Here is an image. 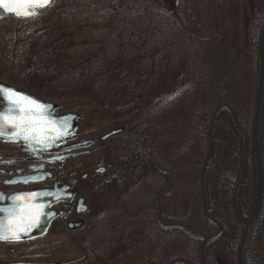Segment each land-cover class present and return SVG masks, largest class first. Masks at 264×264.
Returning a JSON list of instances; mask_svg holds the SVG:
<instances>
[{"label": "trees", "instance_id": "trees-1", "mask_svg": "<svg viewBox=\"0 0 264 264\" xmlns=\"http://www.w3.org/2000/svg\"><path fill=\"white\" fill-rule=\"evenodd\" d=\"M173 1L171 10L178 6L177 8L181 11L179 17L188 8L189 2L197 3L195 0ZM198 3L201 4L200 10L203 9L202 2ZM195 8L199 9L197 5ZM187 18L190 17L185 14L180 21L172 18L171 23H167V27L175 36L177 35L183 46L186 45L185 55H183L185 60L192 57L191 68L195 73L194 80L188 83L179 95L169 99L163 105L160 104L153 111H141L140 109L144 107L137 104L138 100L135 101L137 98L132 96V89L120 87L119 81L114 83L115 78L110 79L109 77L105 80L106 78L101 74L89 76L82 72V74L73 75V80L67 81V83L78 84L79 88L76 90L80 96H91L95 93V96L91 97L94 98V107L99 111L105 108L107 102L105 94L107 93L111 102L110 109H116L122 124L130 125L129 130L121 127L123 131L120 135L124 138L121 140L122 154L117 159V165L122 168L125 177L129 179V185H134L133 190L140 192L138 199L143 201L144 206L132 210L130 205H126V201L123 204L128 198L122 195L123 183L117 177L108 180L100 179L96 188L105 194H111L115 201L122 204L120 207L116 204L115 218L128 225H133L131 229L128 226L125 229L121 226L116 227L115 231L113 228L115 224L110 225L111 234L107 235L108 240L110 242L121 241L123 236L120 234H125L128 237V244L119 255H114L112 245L107 242V251L104 252V256L100 253L103 249L89 245V248L84 250V256L81 259L66 264H87L91 259L94 260V264L103 259L104 264H171L175 260H182L187 264H200L199 248L202 238L216 233L218 229L214 223L205 218L203 213L200 174L208 153V130L211 116L221 103L233 111L239 128L247 137L245 172L237 191L236 204L239 218L243 222L247 221L252 213L256 193V174L251 137L258 77V43L264 26V13L250 18L245 17L247 21H233V24L228 26L219 27L217 25L220 30H217L216 25L211 23L210 18L207 24L198 18L199 24L195 30V24L191 27V23L183 22ZM42 34L41 32L39 35L37 33L33 35L37 44L35 45L32 41L31 48L34 50L39 48V51L29 52V57H33L32 60L40 59L39 56L42 58L51 55L50 60L56 64L54 68L69 60L67 56L72 48L66 31L49 30L48 37L44 36L39 42L38 38ZM47 39L51 42L50 46ZM49 49H51L50 53L46 52ZM214 51L218 54V84L213 75V67L210 68L207 65L209 64L208 58ZM226 71L231 75V79L233 78L230 87L237 89V93L229 91L226 87ZM57 74L53 73L51 79L44 77L43 82L39 84L41 87L35 86V89H38L35 95L40 94L46 99L56 100L55 93L48 91L45 87L49 84L64 87L65 82L57 80ZM111 74L112 77L114 75L116 77L118 70L113 68ZM245 83H249L251 87L247 93V100L241 97L238 89ZM107 84H111L108 89H106ZM216 84V95L213 96ZM183 98L195 100L198 104L197 111L191 123V130L183 144L180 148L172 150L169 155V147L168 151L164 152L157 148V141L165 136L162 126H166L165 118H162L160 114L166 107L176 104ZM78 107L76 104L73 105V108ZM139 111L141 115L136 118L135 116L140 114ZM142 112L148 113L142 115ZM258 140L262 170V196L258 215L249 229L243 247L242 264H260L258 239L264 229V89ZM243 146L244 140L234 127L232 114L227 108H223L218 112L212 127V153L204 175L207 212L210 218L220 226L221 232L205 245L204 264H208L209 256L217 252L223 255L222 264H237L243 227L234 213L233 196L240 175ZM176 164L184 166L189 173L194 174L193 177L199 188L197 204L204 222L202 229L190 223L186 216L180 219L174 217L175 210L171 208V200L178 192L174 184L177 172L170 175L169 172L174 173L173 171L178 169ZM145 187H152L151 193L145 195L143 192ZM147 202L151 205L150 207ZM137 220L141 224L147 222L148 225L136 228L134 223ZM177 240L190 242L191 251L188 250L187 254H180L178 244H176Z\"/></svg>", "mask_w": 264, "mask_h": 264}, {"label": "rangeland", "instance_id": "rangeland-1", "mask_svg": "<svg viewBox=\"0 0 264 264\" xmlns=\"http://www.w3.org/2000/svg\"><path fill=\"white\" fill-rule=\"evenodd\" d=\"M195 1H197L195 5L189 2L188 8L180 17L181 11L178 6L173 9L175 11L171 10L173 0H50L48 7L37 10L34 16L28 18L16 19L0 12V82L36 94L38 89H35V86L41 87L39 84L43 82V78L51 79L52 74L56 72L57 80L65 82L64 87L49 84L45 88L55 93L57 99L54 103L61 112L72 111L82 116L79 122L82 135L97 139L121 127L129 130L130 125L125 126V123L119 121L116 109H110L111 102L107 93L105 108L99 111L94 107V98L91 97L95 96V93L91 96H80L76 90L79 88L78 84L67 81L73 80V75L82 72L89 76L101 74L106 78L105 80L109 77L115 78L114 83L119 81L120 87L132 89V96L137 98L135 101L138 100L137 104L144 107L140 109L141 111H153L160 104L163 105L169 99L176 97L188 83L194 80L195 73L191 68L192 57L187 60L184 58L186 45L183 46L177 35L175 36L167 27V23H171L172 18L180 21L184 14L189 16L190 18L183 22L191 23V27L195 24V30L199 19L207 24L210 18L211 23L220 30L217 25L228 26L233 24V21H247L245 17L250 18L264 13V0ZM199 1L203 4L201 10ZM196 5L199 9L195 8ZM241 24L243 26L242 22ZM49 30L66 31L72 45H70L71 52L67 56L69 60L57 68H54L56 64L50 60L51 55L42 58L39 56L40 59L35 61L32 60V56L29 57L30 53L39 51V48H36L37 50L31 48L32 41L35 40L34 33L38 35L43 33L38 38L39 41L43 40L44 36L48 37ZM48 39L50 46L51 42ZM50 51L51 49L46 50L49 53ZM211 56L207 65L213 67V75L217 80L218 54L214 51ZM113 68L118 70L116 77L115 75L112 77ZM226 76V87L229 91L237 93V89L230 87L233 78L231 79L227 71ZM216 83L218 84V80ZM217 84L213 96L216 95ZM110 87L111 84L106 85V89ZM243 87L244 89H241ZM243 87L238 89L241 97L246 99L251 87L249 83H245ZM39 96L44 98L43 95L39 94ZM75 104L79 107L73 108ZM197 106L195 100L183 98L162 111L160 116L165 118L166 126H162L165 136L159 138L157 148L164 152L168 151L169 147L170 155L172 150L181 147L191 130ZM148 112H142V115ZM140 115L141 113L135 117L139 118ZM123 138L117 135L103 145L102 151L92 153L90 164L93 168L107 163L112 164L105 180L117 177L122 181V195L128 198L123 204L126 201V205H130V208L135 210L144 206L143 201L138 199L140 192L133 190L134 185H129V179L117 165V159L122 154L120 144ZM169 155L167 154V157ZM176 166L178 169L173 171L174 173L169 172V175L177 172L174 184L178 192L171 200V208L175 210L174 217L180 219L186 216L190 223L202 229L204 222L197 204L199 188L193 177L194 174L189 173L184 166L178 164ZM96 182L93 181L91 185V203L87 212L83 213V227L68 237L66 234L54 233L30 243L23 250L29 255L27 260L57 264L72 263L84 256V250L89 248V245L103 249L100 253L104 256V252L107 251L106 244L110 242L107 236L111 234L110 225L115 224L114 231L120 226L124 229L128 226L131 229L132 224L128 225L114 216L116 204L118 207L122 204L115 201L111 194L98 190ZM151 188H143L144 194L151 193ZM148 206L151 205L148 203ZM134 225L139 228L141 225L147 226L148 223L141 224L137 220ZM120 235L123 236H120L121 241L109 243L113 247L114 255H119L128 244L127 235ZM189 243L185 240L176 241L180 254L189 253ZM258 244L259 262L264 264V229L261 231ZM223 261L220 252L208 258V264H222ZM93 262L94 260L91 259L87 264H94ZM100 263L104 264V259L96 262V264Z\"/></svg>", "mask_w": 264, "mask_h": 264}, {"label": "flooded vegetation", "instance_id": "flooded-vegetation-1", "mask_svg": "<svg viewBox=\"0 0 264 264\" xmlns=\"http://www.w3.org/2000/svg\"><path fill=\"white\" fill-rule=\"evenodd\" d=\"M32 95L45 102L54 103L52 100ZM67 113L76 114L72 111L61 112L56 106L51 116ZM81 120L80 115L74 132L61 138L57 145L52 143L53 148L40 149L34 146L30 150L17 141L0 139V208L23 210L26 208L24 201L13 203L12 200L30 193L37 196L35 204L39 209L36 220L38 224H44L50 219L40 237L15 242L0 240V264L46 263L27 260L29 255L23 250L30 243L54 233L66 234L68 237L83 227V215L91 203L92 182L97 181V184L99 179H106L109 170L95 173V170L106 167L109 163L93 168L90 157L92 153L102 151L103 145L116 136L101 142L100 138L107 133L97 139L82 135L79 130ZM17 180L27 182L6 183ZM83 208H86L84 214L80 213ZM8 216L7 211L0 212L3 231ZM80 221L82 224L77 227Z\"/></svg>", "mask_w": 264, "mask_h": 264}, {"label": "water", "instance_id": "water-1", "mask_svg": "<svg viewBox=\"0 0 264 264\" xmlns=\"http://www.w3.org/2000/svg\"><path fill=\"white\" fill-rule=\"evenodd\" d=\"M50 5V0L47 5L44 6H36L31 5L27 7L25 10L29 11L30 14L27 17H31L35 14L37 9H43ZM0 11L5 15H12L16 18H27L25 16L17 17L14 14L6 12L3 8H0ZM0 86H4L7 89H14L18 93H24L28 97L34 98L36 105L30 106L31 110L28 112V115H24V107L22 106L15 114H11V110L5 113V109L8 107L7 105L1 103L0 105V113H4V138L3 140H14L20 143L24 148L32 150L34 146L40 149L53 148L51 144L57 145L61 138L67 136L74 132L76 127V121L79 118V115L73 113H67L61 116H51V113L54 111L56 106L53 103L45 102L41 99L34 97L33 95L19 90L16 87L7 85L5 83L0 82ZM264 89V26L262 28L259 43H258V77H257V87H256V95H255V104H254V113H253V122H252V149L254 156V167L256 174V196L254 201V206L252 213L249 219L243 222L238 215L237 212V204H236V195L239 189L241 180L243 178L245 172V151L247 148V137L239 128L235 115L233 111L225 104L221 103L213 112L210 120L209 130H208V153L206 159L203 163L201 174H200V190L203 204V213L205 218L214 223L217 226V232L202 238V243L199 248V259L200 264H204V248L207 242L216 238L220 232V226L213 221L206 207L205 200V192H204V175L211 157L212 147H211V133L212 127L215 121V118L220 110L223 108H227L232 114L233 124L238 133L242 136L244 140L243 151L241 155V169L238 181L235 185L234 196H233V208L237 221L243 227L242 237L237 253V264H242V251L244 244L246 242V238L249 232V229L253 225L260 208L261 196H262V170H261V158H260V150H259V124H260V114H261V103ZM8 96V93H5ZM11 99V97H9ZM13 125L16 127L13 128ZM123 131L122 128L114 129L107 133L106 135L100 138V141H104L112 136H116ZM53 145V146H54ZM111 165H107L106 167H101L95 170V173H104L106 169H110ZM37 196L30 194L24 195L22 197L14 198L12 200L13 203L22 202L26 204V208L16 209V216H8L6 222L4 223V231L2 234L5 239L10 236L13 232H16L22 238L20 240H30L33 238L40 237L44 234L50 219L48 218L44 224L39 225L37 220V212L38 207L35 204ZM86 212V208H83L80 213ZM82 224L80 221L77 224L79 227ZM19 241V240H18ZM187 264L182 260H175L171 264ZM17 264H55V263H17Z\"/></svg>", "mask_w": 264, "mask_h": 264}, {"label": "snow or ice", "instance_id": "snow-or-ice-1", "mask_svg": "<svg viewBox=\"0 0 264 264\" xmlns=\"http://www.w3.org/2000/svg\"><path fill=\"white\" fill-rule=\"evenodd\" d=\"M49 3V0H0V8H3L6 12L14 14L17 17L25 16L27 17L30 14L29 11H26L25 9L31 5L36 6H44ZM5 93H8L9 95L6 96ZM11 97V99L9 98ZM0 103H3L7 105L8 107L5 109V113L11 110V114H15L22 106L24 107V115H28V112L31 110L30 106H35L36 102L34 98L28 97L24 93H18L14 89H7L4 86H0ZM4 113H0V139L4 138ZM16 126L13 125V128ZM27 181H6V183H23ZM23 195H30L29 194H23ZM0 198H2V194H0ZM7 211L9 216H16V209L10 208H0V212ZM3 228L2 225H0V233H2ZM22 237L18 235L16 232H13L10 236L7 237V240L9 242H15L20 240ZM5 237L0 234V240H4Z\"/></svg>", "mask_w": 264, "mask_h": 264}]
</instances>
